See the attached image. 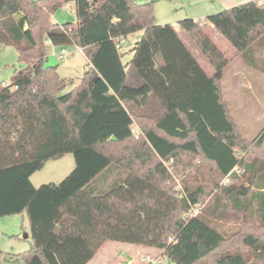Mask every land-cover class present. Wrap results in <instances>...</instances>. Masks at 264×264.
Wrapping results in <instances>:
<instances>
[{
	"label": "trees",
	"instance_id": "1",
	"mask_svg": "<svg viewBox=\"0 0 264 264\" xmlns=\"http://www.w3.org/2000/svg\"><path fill=\"white\" fill-rule=\"evenodd\" d=\"M71 2L77 21L54 22ZM141 30L124 63L117 44ZM215 30L264 72L257 0L178 28L155 22L154 1L0 0V43L14 46L21 63L0 87V217L27 213L33 238L30 249L0 259L87 264L120 241L160 249L175 264H264V129L249 141L230 113L222 82L230 56ZM48 41L75 44L89 58L66 92L72 80L48 64ZM67 153L75 167L64 179L33 184L35 172ZM201 163L212 190L189 182L203 174ZM191 168L177 189L173 173ZM228 205L244 224L230 235L218 222Z\"/></svg>",
	"mask_w": 264,
	"mask_h": 264
},
{
	"label": "rangeland",
	"instance_id": "2",
	"mask_svg": "<svg viewBox=\"0 0 264 264\" xmlns=\"http://www.w3.org/2000/svg\"><path fill=\"white\" fill-rule=\"evenodd\" d=\"M74 19H76V13L74 7L71 6L62 7L54 15V22L60 24L65 22H74ZM214 37L216 44L221 49L227 51L230 56L231 62L226 67L225 74H228V71L236 66L243 69L248 77H254L256 80L257 85L255 89H235L231 88L228 75H226L223 79V92L231 115L237 122L242 136L249 141H255V139L264 129V72L246 62V60L236 52L235 48L227 39H225L224 37H219L218 35H215ZM47 45L48 64L57 66V70L62 77L75 81L74 84L70 83L67 86L65 90L66 92L70 89L71 86L77 84L81 77H83L86 69L88 68V59L86 55L83 54L75 44L66 46V48L69 50V52L72 53V55L63 60H60L58 58L60 46L54 45L49 41L47 42ZM125 45L126 43L123 44V46ZM193 50L202 67L207 71V73L212 74L214 72V68L210 64V62L200 52L199 49L194 47ZM255 54L257 57L264 59L263 46L257 48ZM18 57L19 53L14 46L4 45L3 43H0V87L4 84L11 83L12 75L14 74L15 69L19 68L21 65ZM262 150L263 151L261 152V154L264 157V146L262 147ZM67 160H69L70 163H67ZM200 160L201 159L198 158L197 160H195V163L197 165H200ZM55 164L61 165L59 167V170L55 173L56 178L54 179H56V181H61L74 169V155L72 153H67L59 159H54L49 163H46L41 170L34 173L35 175L33 177V180L40 181L37 182L39 184H37L36 186L51 181L49 179L52 177L53 172H55ZM201 164L202 167H200L199 170L203 174L198 175L199 179H191L189 182L192 185L203 184L205 187H207V190H212L213 184L209 179V165L203 163ZM71 166L73 167L71 168ZM190 170H192L191 172H194V169L191 168L186 171H181L179 174H176L175 172L173 173L177 189H182L183 180L188 176V171ZM41 176L46 177V182H43V180L40 179ZM220 182L226 183L227 179H221ZM214 196L215 191H211L210 195L207 198V201L209 203H212ZM224 202L227 203L226 200H224ZM226 209L227 215L223 219H219L218 221L220 228L227 235L242 230L244 224L238 219L237 213L229 205L226 206ZM20 215L21 214L8 217H0V254L6 252L23 253L32 247L33 238L30 223L27 217H25L26 219L23 222ZM15 224L16 227L14 226ZM244 228L245 230H247L251 229L252 226L250 227V225H246ZM124 246L135 245L120 241H109L104 245L103 250L101 249L100 253L88 264H129V259L131 257L135 258L136 256L137 263L135 262L134 264H140L141 256L146 254H150L152 257L160 255L159 260L153 261V263L148 264H175L169 257L161 254L160 252L149 251L148 253V251H146V253L144 251L145 253H142L137 252L136 250L126 251L123 248ZM119 253L121 256L118 255ZM4 262L6 261L0 259V264H5ZM16 263L26 264L24 260H20Z\"/></svg>",
	"mask_w": 264,
	"mask_h": 264
},
{
	"label": "crops",
	"instance_id": "3",
	"mask_svg": "<svg viewBox=\"0 0 264 264\" xmlns=\"http://www.w3.org/2000/svg\"><path fill=\"white\" fill-rule=\"evenodd\" d=\"M135 1L136 2H147L149 0H135ZM247 1H249V0H155L154 1V19H155V22L157 24L171 23L176 28H178V22L180 20H182V18H193L196 20H203L210 14L219 12L220 10L222 11V10H224V8L228 9V8L234 7L236 5L245 3ZM66 6L67 7L71 6V7H74V9H75V3L74 2H71V3L67 4ZM75 13H76V11H75ZM54 15L52 17L53 21H54ZM76 21H77V16H76V19H74V22H76ZM143 32H144L143 30L137 31V32H135V33H133V34H131L125 38L126 45L122 47L123 51L125 52V55L123 57L124 63L130 62V60L133 58L134 53H135L133 51V47L136 44V42L141 39ZM215 35L222 37L217 30L214 31L213 37ZM214 40H215V37H214ZM60 48H61V46H60ZM78 49H79V46H78ZM79 50L82 51V49H79ZM82 53L85 54L83 51H82ZM86 57H87V55H86ZM87 59H88V63H89V58L87 57ZM225 73L226 72L224 71L223 79L225 78L226 75H228L229 84H230L231 88H235V89H255L256 88L257 84H256L255 78L254 77L253 78L248 77L246 75V72L241 68L234 66L233 68H231L228 71V74H225ZM74 82L75 81L72 80L73 84H74ZM75 85L71 86L70 89L73 88ZM50 161H48L47 163H49ZM67 163H70V161L67 160ZM60 165L61 164H55V166H54L55 172H53L52 177L49 179V180H51L50 182H56V183L60 182V181H56V179H54V178H56L55 173L59 170ZM72 167L73 166H71V168ZM34 175L35 174H33L31 176L32 181L35 185H37V184H39L37 182H40V181L33 180ZM45 178H46L45 176L40 177V179L43 180V182H46ZM38 179H36V180H38ZM46 183H48V182H46ZM20 216L22 217L23 222L26 219L25 217H27V219L29 221L27 213H23ZM13 221H15V220H13ZM14 226L16 227V224ZM123 248L126 251L136 250L137 252H142V253L144 251L145 252L148 251V253H149V251H155V252H160L162 254V251L160 249H156L153 247H144V246L135 245V246H124ZM144 249H146V250H144ZM102 250H103V248H102ZM118 255H120V253ZM136 257L135 258L131 257L129 259V264H134L137 260ZM4 263L5 264H22V263H16V262L15 263L4 262Z\"/></svg>",
	"mask_w": 264,
	"mask_h": 264
},
{
	"label": "built area",
	"instance_id": "4",
	"mask_svg": "<svg viewBox=\"0 0 264 264\" xmlns=\"http://www.w3.org/2000/svg\"><path fill=\"white\" fill-rule=\"evenodd\" d=\"M257 1L259 2V4H263L264 5V0H257ZM124 43H125V39L122 38L121 41L117 45H118V47H120ZM79 49H81V48L79 47ZM71 55H72V53L69 52V50L66 48V46H62L60 48L59 53H58V58L60 60H63L65 58H67V57H70ZM134 132L136 133V136L138 137L139 132H140L139 131V128L136 127L134 129ZM197 212H198V208H193L192 213L193 214H196ZM170 240H172V238H170ZM159 259H160V255H158L156 257H152L150 254H146V255L141 256V258H140V264L153 263V261H156V260H159Z\"/></svg>",
	"mask_w": 264,
	"mask_h": 264
},
{
	"label": "water",
	"instance_id": "5",
	"mask_svg": "<svg viewBox=\"0 0 264 264\" xmlns=\"http://www.w3.org/2000/svg\"><path fill=\"white\" fill-rule=\"evenodd\" d=\"M28 26H29V25H28V23H27V24L25 25V27L28 28Z\"/></svg>",
	"mask_w": 264,
	"mask_h": 264
}]
</instances>
